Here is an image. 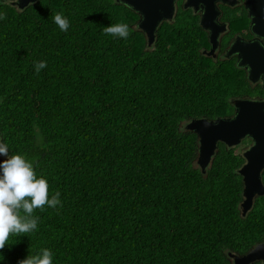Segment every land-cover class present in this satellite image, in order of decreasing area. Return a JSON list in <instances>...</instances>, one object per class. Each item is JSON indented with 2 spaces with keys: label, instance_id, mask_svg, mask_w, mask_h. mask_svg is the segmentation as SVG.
<instances>
[{
  "label": "trees",
  "instance_id": "trees-1",
  "mask_svg": "<svg viewBox=\"0 0 264 264\" xmlns=\"http://www.w3.org/2000/svg\"><path fill=\"white\" fill-rule=\"evenodd\" d=\"M225 15L231 36L246 31L244 8ZM138 18L115 0L23 10L0 0V141L35 163L63 205L36 210L37 231L10 236L0 264L41 248L53 264H228V253L264 240V200L241 213V159L221 149L203 174L186 129L233 115L251 91L246 73L203 53L209 42L191 10L163 22L152 46ZM116 23L132 28L127 39L104 34ZM39 61L47 66L36 73Z\"/></svg>",
  "mask_w": 264,
  "mask_h": 264
},
{
  "label": "water",
  "instance_id": "water-1",
  "mask_svg": "<svg viewBox=\"0 0 264 264\" xmlns=\"http://www.w3.org/2000/svg\"><path fill=\"white\" fill-rule=\"evenodd\" d=\"M39 0H15L13 3L23 10ZM177 0H117V3L126 6L138 15L137 26L144 33L147 45L152 46L156 40V33L160 22L169 20L174 14ZM233 6L236 0H186L184 9L193 8L200 12V26L208 31L209 50H204L208 57L216 58L220 33L225 31L224 24L217 23L220 10L218 4ZM244 7L250 18L249 29L255 39L245 44L235 41L228 49L225 57L235 55L237 63L249 71L248 80L255 83L262 81L264 90V47L257 42L264 40V0H245ZM234 113L228 117H218L214 120L206 118L193 119L186 124V129L192 131L198 138V156L196 163L202 173H206L212 158L216 155L219 143L228 148L240 145L247 137L252 139L255 147L249 154L264 151V101L241 100L233 103ZM0 161H3L2 159ZM243 167L239 173L243 177V201L240 204L241 212L245 215L252 206L256 195H264V184L260 178L252 179L247 169ZM258 173V172H257ZM264 263V243L257 245L248 253L236 256L234 264Z\"/></svg>",
  "mask_w": 264,
  "mask_h": 264
},
{
  "label": "clouds",
  "instance_id": "clouds-1",
  "mask_svg": "<svg viewBox=\"0 0 264 264\" xmlns=\"http://www.w3.org/2000/svg\"><path fill=\"white\" fill-rule=\"evenodd\" d=\"M11 2L14 3L15 0ZM115 2L117 3V0ZM52 19L61 31L66 32L70 27L69 20L61 13H55ZM131 31L132 28L127 23L103 27L104 34L114 38L127 39ZM46 66L45 61L37 62L34 65L35 72L39 73ZM0 156L7 157L0 161V251H2L10 245L8 243L10 236L29 237L37 231L39 217L34 214L36 210L43 212L46 207L56 209L57 206L63 205L59 191L51 194L47 180L36 175V165L32 160L22 154L10 155L7 145L2 142ZM18 264H53V252L49 248H41L32 253L29 249L27 257L18 261Z\"/></svg>",
  "mask_w": 264,
  "mask_h": 264
},
{
  "label": "flooded vegetation",
  "instance_id": "flooded-vegetation-1",
  "mask_svg": "<svg viewBox=\"0 0 264 264\" xmlns=\"http://www.w3.org/2000/svg\"><path fill=\"white\" fill-rule=\"evenodd\" d=\"M244 1L245 0H236V3L233 6L224 5L222 3L217 5L218 9L220 10V13H219V16L217 17L216 20H217V23L224 24L225 31L220 33V36H219V39H218V46H217L216 51H215V55H216L215 59H218V58H221V57L222 58L225 57L228 49L230 48V45H232L235 41L238 40L239 41V45H240L241 41H243L245 44H248L250 41H253L255 39L254 34L249 29L250 18L248 16V13H247L248 27H247L246 31H244L242 33L236 32V34H234V36L230 35V33H231L230 22L228 21V18L225 15V8L239 7L240 10L242 8L245 9ZM185 2H186V0H177L176 1L175 8H174V14L167 21L173 22V20L177 17V14L179 13V11L186 10V9H184ZM188 10H191L193 14L197 15L198 23L200 25V21H201L200 12L199 11H195L193 8H188ZM167 21H164V22H167ZM162 23L163 22H160L159 27L162 25ZM205 33H206V36H207V39H208L209 32L205 31ZM226 39H229L227 44H226V41H225ZM257 42H259V44L264 47V40L258 39ZM210 48H211V45L209 43V48L206 49V50H209ZM229 59H234L235 65L237 67H239L240 69H242L246 73V78L248 80L249 71L246 69L247 66L246 67L239 66L238 63H237V58H236L235 55H232ZM248 81H249V83L251 85L250 93H248L247 95H244L242 98L235 99L234 103H235V101L238 102V101H241V100H253V101L261 100V101H264V93H262V92H264V90L262 88V81L258 80L255 83L251 82L250 80H248ZM223 145H224L223 143H219L218 150L216 151V155L218 154V152L221 149H225V150L231 151L233 156H236L237 161H240V159H241L239 167L237 168L236 171L239 173V171L243 167H245L247 164H249V167L247 169V173H249L251 176H253L252 179H254V180L256 178H260L261 182L264 184V151H259V153L253 154V155L249 154V159L246 157L248 152L252 151L254 149V147H255V143L253 142L252 139L247 137L246 139L243 140V142L240 145H238V146H236L234 148H228L225 145L224 146ZM216 155L212 158L210 164L208 165V168L210 166H212V164L214 163ZM1 159H3L2 156H0V160ZM239 175H240V173H239ZM241 179L243 180L242 176H241ZM263 200H264V195H256L253 198V200H252V206H251V209L249 211H251L253 209V207L257 203L262 202ZM242 201H243V199H242ZM242 201L240 202V204L242 203ZM240 209H241V207H240ZM247 213L245 215H243V216H246ZM262 243H264V240L262 242L258 243L257 245L262 244ZM257 245H255L253 248H255ZM253 248H251L250 250H252ZM249 251H247L245 253H242V254L228 253V257H227L228 258V264H234V259L236 258V256L245 255ZM230 254H232V255H230ZM256 264H264V263L263 262H259V263H256Z\"/></svg>",
  "mask_w": 264,
  "mask_h": 264
},
{
  "label": "rangeland",
  "instance_id": "rangeland-1",
  "mask_svg": "<svg viewBox=\"0 0 264 264\" xmlns=\"http://www.w3.org/2000/svg\"><path fill=\"white\" fill-rule=\"evenodd\" d=\"M1 142V141H0ZM3 159H6L7 157L2 156Z\"/></svg>",
  "mask_w": 264,
  "mask_h": 264
}]
</instances>
